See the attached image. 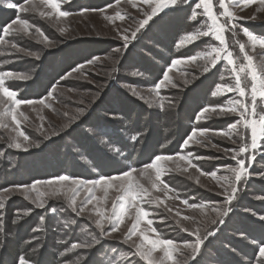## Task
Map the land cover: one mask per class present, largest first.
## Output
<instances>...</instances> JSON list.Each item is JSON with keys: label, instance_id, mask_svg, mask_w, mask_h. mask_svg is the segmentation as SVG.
<instances>
[{"label": "rangeland", "instance_id": "rangeland-1", "mask_svg": "<svg viewBox=\"0 0 264 264\" xmlns=\"http://www.w3.org/2000/svg\"><path fill=\"white\" fill-rule=\"evenodd\" d=\"M71 1L73 0H62L63 11V6ZM105 1L107 0H89V4H93L85 8L88 11H84L85 9L68 11L70 13L68 17L56 18L55 16L41 17L39 15L40 11H50V9L39 5V0H37L38 8L28 13H20L18 9L7 7L10 3L27 6L25 0H0V12L5 14L0 17L2 23L10 25L18 18L29 21L27 34L21 32L19 35H8L9 45L16 43L19 47L37 52L40 56V59L36 60L25 56L23 52H14L8 45L0 44V71H13L30 77L27 81L11 82V88L14 90L19 86H26L24 87L26 97L20 99L37 101L33 105H22L19 109V112H23L27 119L19 115L17 118L21 121L20 130L29 136L30 142L39 144V147H30L28 151L12 147L13 137L16 135L13 131L15 123L10 117H5L0 122V184L3 183L1 179H4L5 176L9 179L0 190L9 189L10 192H14L13 186L15 185H30L34 181L46 182L55 180L61 175L84 180L98 179L100 171L109 172L101 175L105 177L121 175L122 172L111 174L110 171H113L114 167L125 166L127 162L124 156L125 151L128 150L126 147L121 149L114 140L111 141L104 137L101 132V128L107 122L114 121L116 129L127 126L123 115L111 113L116 109L117 102L116 92H112V88H117L123 96L132 99L136 106L150 112V115L145 113L143 119L137 112L133 113V119L135 121L138 119L137 123H141V125L138 124L131 128L127 126L130 131L144 130V135L147 137L146 147H138V149H142L139 156L143 157L142 160L155 149L154 139L151 144H148L150 139L148 138L149 131L147 132L146 128L149 130L155 128L158 124L156 120L165 116V119L171 118L170 122L178 123L174 127L165 128V133L170 135L165 139L161 148L172 149L165 155H187L188 152H191L193 153L192 162L197 164L204 173L217 172V177L213 178L210 175H201V172L195 168H188L187 161L167 162V169H174L178 164L181 170L165 173L164 181L174 189L165 196L163 191L151 188L147 177L139 175V170L143 166L128 167L137 169L138 171L134 175L140 183L149 189L153 197H161L167 208L172 209V211H167L164 205L160 207H156L155 204L143 205L152 213L149 219H152L154 223L148 226L146 222H142L140 228L144 229L146 234L152 238H156L150 230L154 227L160 233L161 238L171 239L177 243L194 239L190 236V232L182 231L180 225L191 231L196 227H201V221L207 223L212 219H217L216 209L221 208L222 210L225 201V197L221 195L220 183L222 181L218 182V180L226 175L225 169L228 166H235L236 163L221 149H230L235 145L223 137L213 136L211 142L218 145L217 148L201 147L194 144L184 148L182 142L179 147L180 151L177 152L179 145H177L176 136L189 135L194 128L226 131L229 124L239 119L236 115L213 117L210 120L199 122L195 119L198 112L206 105H223L231 97L239 98L237 93H227L221 97L211 95L218 84L234 82V77L228 70L230 66L226 65V61L221 60L217 67L209 73H202L192 65L173 68L169 72V76L179 86L162 89L161 95L173 101L175 106L166 107L164 110L159 109L152 102L147 90L162 78L164 71L168 69L173 59L196 54L203 51L209 42H214V38L209 36L182 48L176 47L180 39L197 28H201L203 20L207 18L199 17L196 22L191 21L189 19L191 9L198 0H189L188 4L179 5V11L171 12L157 23L150 22V25L142 29L137 34V38L127 48H124L121 34H130L136 29L139 21L143 19L146 7L142 0H119V2L110 4L111 7H109L110 5L101 7L106 3ZM226 2L236 16L235 22L239 28H248L254 34L264 37V6L259 3V0H255L251 4H245L243 0L239 4H233L232 0H226ZM214 4L215 11H221L218 0H214ZM101 9L104 11H99ZM197 11L202 12V9ZM116 12L124 15L125 19L123 21L107 19L109 16H114ZM11 15H15L16 18H11ZM221 19L223 20V17ZM12 26L13 28L20 27L15 24ZM61 27L66 29L64 33L59 31ZM37 28L49 38L51 47H45L42 42H39L43 40V37L36 31ZM125 29L128 30L127 33H124ZM176 34L180 35L178 41L173 44ZM0 35H3L2 31ZM226 35L230 50L240 57L239 62L246 63L243 60V54L233 43L231 33H226ZM237 38L241 42H245L249 54L258 59L257 54L251 52L247 37L242 32ZM116 49H120V51L117 53ZM258 52L259 48H257ZM96 57L99 60H94ZM90 60L94 62L89 64ZM81 65H83L82 69L78 67ZM74 69L76 71H73ZM222 76L223 80H221ZM185 79L191 82L185 84ZM133 88L144 93L146 99L141 100L134 96L131 91ZM53 89H55L53 96L49 97L48 93ZM27 95L31 97L27 98ZM41 99L45 100L44 105L38 103ZM2 107L0 106V108ZM81 109H83V114H80ZM174 111L177 113L173 120L171 113ZM95 122L104 124H100L99 128L95 129L93 127ZM65 125L68 126L65 127ZM242 130L247 133L250 140V129ZM160 134L158 133L155 137ZM125 135L130 140L133 135L140 136L132 132L129 134L126 131H119L118 142ZM67 138L69 139L67 140ZM20 139L22 140V138ZM95 144V149L100 148L104 154L101 151L100 153L106 158L101 160L100 167H96L92 163L90 151H87ZM69 145H74L78 154L75 160L73 158L75 154H70ZM84 145L87 147H83ZM86 152L91 159L86 157ZM250 154L254 155L255 159L248 162L249 174L238 185L240 191L236 200L230 205L231 211L223 218L224 223L209 224V229L216 234L208 238L201 253L196 256L199 264H258L260 258L256 246L261 243L258 244L253 237H256V233L264 236V223L259 220V217L264 215V199H262L264 198V138H262L258 149H250ZM196 156L203 159L196 160ZM137 157L136 155L135 160ZM59 162L63 163L61 165H64L66 169L59 171L61 173H54L60 165ZM21 167L23 168L21 169ZM82 167L88 169L87 173L92 176L85 178L82 176L83 174L76 172L78 168ZM184 168H188L187 173L182 171ZM68 172H71L73 176ZM152 176L154 178V173ZM188 176H192L193 179H189ZM196 179H199V183L196 182ZM58 183L70 184V182ZM38 187L42 191L45 190L43 185H38ZM94 194L100 199L94 200L93 204H99L105 209H111L113 201H116L120 195L115 189H109L107 199H104V192L99 187ZM85 195L86 189H81L78 203ZM177 197L179 198L177 199ZM184 200H187L188 204L203 205L204 207L191 208L183 203ZM5 204L6 207L0 215V250L4 246L6 247L7 239L13 237L10 229L13 224L18 228L21 227L19 234L21 233L22 239L30 248L28 252L30 254L25 257L30 258L33 264H45L46 262L49 264H74V261L89 251L66 252V247L70 246L71 242L82 238L80 228L84 226L86 216L78 218L79 224L74 230L63 229L62 222L74 215L70 213V210H67L65 201L50 199L44 209H39L23 200L18 194H13L11 198L5 200ZM28 208H32L31 214L27 217L22 216V212ZM88 208H92V205H89ZM177 212L181 215L177 216ZM92 214L94 215V213ZM18 215H20V219H17ZM9 216L11 221L7 226ZM41 216L45 217L43 224L38 223ZM184 216L193 217L194 220H184ZM238 218L240 225L235 224L238 222ZM134 220L135 210L129 209L128 215L120 226V231L114 234L115 238L105 240L95 252H92L88 256L87 264H109L110 258L114 255L127 256L129 254L127 252L128 245L121 241ZM177 220L180 221V225L177 224ZM235 226H238L237 231L232 230ZM34 227H40L43 230L34 233L32 231ZM34 235L39 237V243L33 241ZM133 240L139 242L138 235L134 236ZM262 240L264 241V238ZM112 248L119 249V253H113ZM62 253L64 255H61ZM54 256L56 260L53 259ZM177 258L183 260L186 257ZM47 259H50L51 262ZM189 264L192 262L189 261Z\"/></svg>", "mask_w": 264, "mask_h": 264}, {"label": "snow or ice", "instance_id": "snow-or-ice-1", "mask_svg": "<svg viewBox=\"0 0 264 264\" xmlns=\"http://www.w3.org/2000/svg\"><path fill=\"white\" fill-rule=\"evenodd\" d=\"M119 2V0H117ZM245 4L254 3L255 0H243ZM27 6H21L17 4H8L7 7L17 10L20 13H28L35 11L38 8L37 0H25ZM146 10L143 12V19H141L134 31L130 34H121L123 40V47L127 48L133 40L137 38V34L141 32L146 26L150 25V22L157 23L163 20V18L169 15L171 12L179 11V5L188 4L189 0H142ZM221 11H215L214 0H198L195 6L191 9V15L189 19L196 22L199 17H206L203 20L202 27L197 28L195 31L188 33L182 39H180L176 45L177 48L190 45L204 37H213L214 42H209L203 51L197 52L188 57L175 58L171 61L170 66L164 71L162 78L154 84V86L148 89V95L151 97L153 103L156 106L164 110L174 107L173 101L167 99L161 95V90L165 88H176L179 85L173 81L169 76V72L181 65H192L202 73H209L212 69L216 68L218 63L223 60L226 61V65L229 67L230 74L234 77L232 84L220 83L212 91L213 97H221L227 93H237L238 97L229 98L223 105L221 104H209L204 106L196 115L197 122L202 120H210L213 117H228L236 115L239 117L234 123L228 125V129L225 130H213L208 128H194L192 132L183 141L182 147L188 148L190 144L199 145L201 147H219L211 142L213 136H220L230 141L235 147L230 149H221L235 161V166H228L225 169L226 175L219 178L218 182L222 189L221 195L225 197L224 205L221 208L216 209L217 219H212L205 223L201 221V227H196L193 230H189L187 227L180 225V221L177 220V224L180 225L181 230L184 232H190V236L194 239L177 243L171 239H164L160 237V233L156 228L152 227L150 230L155 234L156 238H152L149 234H146L145 230L140 228L142 222H146L148 226H151L154 221L149 219L152 213L143 205H153L160 207L164 205L167 211L172 209L167 208L164 200L159 197H153L152 193L144 184L136 178L134 173H137V169L129 168L127 171L122 172L119 176L105 177L100 176L94 180H84L79 178H73L68 175H61L55 180L46 182L34 181L29 184H20L13 186L14 192H10L9 189L0 190V215L2 210L5 209V200L11 198V195L18 194L23 200L34 205L35 208L44 209L50 199L62 200L66 202L67 210L74 214L70 219L62 222L61 227L65 230L75 229L79 224L78 218L86 216V221L83 227L80 228L82 238L71 242L70 246L66 247V252L72 253L74 250H89L80 259L74 261V264H87L88 256L92 252L101 246L105 240L114 239V234L120 231V226L124 222L125 217L129 213V209L135 210V220L127 233L124 234V238L121 243L128 245L127 256L114 255L110 258L109 264H199L196 260V256L201 253L202 247L209 237L214 236L216 233L209 229L210 225H216L217 223H224V217L231 211L230 205L236 200L237 194L240 191L238 185L249 174V161H254V155L250 154L251 150H256L260 147L262 138H264V37H260L250 31L248 28H239L236 21V16L233 11L229 9V4L226 0H218ZM233 4L241 3V0H232ZM259 3L264 6V0H259ZM39 5L50 9V11H40L41 17H53L66 18L70 15L69 12L62 10V0H39ZM135 6V5H134ZM111 7V5L109 6ZM198 9H202V12H198ZM84 11H88L85 9ZM103 12L104 10H99ZM223 17V20L221 19ZM107 19L115 21L117 19L123 21L125 16L120 12H116L114 16H109ZM255 19V17H252ZM13 24L19 25V28H13ZM29 28V21L25 19H16L10 25H6L2 29L3 35H0V44L8 45L14 52H23L25 56L40 59L37 52L29 51L27 49L19 47L16 43L9 45L8 35H19L21 32L27 34ZM36 31L43 37L42 42L45 47H51V41L43 34V32L37 28ZM61 33L66 31L65 28H59ZM119 31V29H118ZM127 29L124 33H127ZM231 33L233 43L238 47L239 52L243 54V60L246 63H241L240 57L235 55L230 50L228 44V36L226 33ZM242 32L247 37V43L250 45L251 52L257 54L258 59L254 58V55L249 54L246 50V43L241 42L237 37ZM257 48L259 52L257 53ZM117 53L120 49L115 50ZM94 60H99L98 57ZM94 61H88L89 64ZM80 69L83 65L78 66ZM73 71H76L74 69ZM70 75V74H69ZM30 77L23 73H17L13 71H0V122L5 117H10L15 123L13 131L16 135L13 137L12 147L18 150L28 151L30 147H39V144L30 142V138L24 131L20 130L21 121L17 118L18 115L27 119L23 112H19L22 105H33L37 101L26 100L18 98V90L11 88V82L27 81ZM224 77H221L223 80ZM7 82V83H6ZM188 79L184 80L185 84L190 83ZM52 92L48 93L49 97L53 96ZM132 94L137 96L141 100H145L144 93L131 89ZM39 104L44 105L45 100L38 101ZM80 114H83V109L80 110ZM6 127V125H4ZM68 125H65L67 127ZM242 129H250V140L245 131ZM22 138V140L20 139ZM47 138V137H46ZM133 141L138 139V135L131 137ZM239 140V143L237 141ZM116 151H119L116 149ZM193 153L188 152L187 155L175 154L173 155H155L151 159L150 163L143 165L139 170L141 177H147L151 183V188L156 191H163L165 196L168 192L174 191L171 186L163 179L167 171H180V167L174 169H167V162L187 161L188 168H195L201 172V175H210L213 178L217 177V172L204 173L197 164L192 162ZM196 160L203 159L196 156ZM188 168H184L182 171L187 173ZM154 173V178L152 176ZM189 179H193L192 176H188ZM58 182H70L58 183ZM199 183V179H196ZM38 185H43L45 190H41ZM162 186V187H161ZM100 188L104 192V199H107L108 190L115 189L120 195L116 201H113L111 209H105L99 206V204H93V201H98L100 198L95 196V190ZM81 189H86V195L78 203V197L80 196ZM92 194V195H87ZM179 197H177L178 199ZM264 199V198H262ZM191 208L204 207L203 205L197 206L195 204H188L187 200L183 201ZM92 205V208H88ZM55 211V209H53ZM63 211V209H62ZM32 208H28L22 212V216L27 217L31 214ZM94 213V215L92 214ZM177 216L181 214L176 213ZM20 215L17 219H20ZM184 220L192 221L193 217L184 216ZM259 220L264 223V215L259 217ZM45 217L41 216L38 223L43 224ZM203 228V231H201ZM43 229L40 227H34L33 232L38 233ZM67 234V232H66ZM139 238V242L133 240L134 236ZM33 241L39 243V237L33 236ZM31 243V242H29ZM258 248L259 261L258 264H264V241ZM113 253H119V249L112 248ZM160 253L161 255H154ZM61 255H64L62 253ZM79 255V253H77ZM177 257L184 258L181 260ZM18 264H33L30 258H26L24 255L18 257Z\"/></svg>", "mask_w": 264, "mask_h": 264}, {"label": "trees", "instance_id": "trees-1", "mask_svg": "<svg viewBox=\"0 0 264 264\" xmlns=\"http://www.w3.org/2000/svg\"><path fill=\"white\" fill-rule=\"evenodd\" d=\"M116 1L117 0H107V1H105L106 3L102 4L101 7H105V6L110 5V4H112V3L116 2ZM90 4H93V3H90ZM90 4H89V0H73L71 2H68L67 5H64L63 9H64V11H67V12L68 11H73V10H79V9L81 10V9H85V8L89 7L88 5H90ZM2 15L5 16L4 13L0 12V17ZM10 17L11 18H16L15 15H11ZM5 25H6V23H2L1 20H0V32L5 27ZM179 35L180 34H176V37H175V39L173 41V44H174V42L178 41ZM112 92H116L115 93V95H116L115 97L117 99V102H116V109H114L111 113H118V114L123 115L124 120L126 121V124H127V126L129 128L136 127L138 124L141 125V123H137L138 119H136V121L133 119L134 118L132 116L133 113L137 112V114L139 116H142L141 117L142 119H143V116H145L147 113L150 115L149 110L145 111L144 108H141L140 106H136V103L132 99L123 96L121 94V91L117 90V88H112ZM25 97H26V94L24 95V98ZM29 97H31V96L27 95V98H29ZM129 112H130V115L128 116ZM176 113H177L176 111L171 113V116H173V118H172L173 120L175 119L174 117H175ZM170 119H171L170 117L165 119V116H163V117L158 118L156 120V122L158 124H156L157 126H155V128H150V130L146 128V131L147 132L149 131L148 138L150 139V141H149L148 144H151V142L154 139V141H155L154 148L155 149H154V151L151 154L146 156L144 158V160H142L143 157H139L140 156V152H141L142 149H138V147L139 148L143 147V146L146 147L145 145H146V142H147V137L144 135L145 134L144 130L139 129L138 131H130L127 126H125V128H122V129H120L119 127L116 129V126L114 125V121H112L110 123L107 122L101 128V132L103 133V136L108 138L111 141L114 140L117 143V145H119V147L121 149H124L126 147V149L128 150V151H125V156H124V158L126 159V162H127L125 164V166H123V167H114L112 169L113 171H110V173L114 174V173H121V172L127 171V169H129L128 167H129L130 164H132L134 167H137V168L139 166L141 167V166H143V165H145L147 163H150L151 159H153L155 157V155L166 154V153L170 152L172 149L166 150L167 148H161V146L165 142V139H167L169 137V135H170L169 133H167V134L165 133V128L170 127V126L174 127V125H178V123L176 124L174 122H170ZM97 123L98 122H95L94 125H93V127L95 129H98L100 124L101 125L104 124L103 122L102 123L100 122L98 124ZM135 130H137V129H135ZM119 131H124V132L126 131L129 134L132 132V133L139 134L140 136H138V139L136 141H133V140H130L129 138H127L126 135H125L124 138L121 139L120 142H118V133H119ZM155 132H157V133H155ZM158 133H161V134L158 135L157 137H155V135H157ZM187 136H188L187 134L186 135H177L176 136V138H177L176 142H177V145H179V146L177 147L176 144H174V145H176V147L178 148L176 150L177 152L180 151L179 147H180L181 143L183 142V139L186 138ZM68 139L69 138H67V140ZM75 143H77V142H75ZM83 147H87V145H84ZM68 148H69L70 154H73V153L75 154V156L73 157L74 160H75L76 157L78 156V154H77V152H76V150L74 148V145H69ZM95 148H96V144L93 145L92 148L90 147V149L87 150V151H90V155H91L90 157H92V159L88 156L89 155L88 152H86L85 154H86V157H88L89 159L92 160V163L96 167H98V166L100 167L101 160H104L105 156L103 155L104 153L102 152V150L100 148H97L98 150L95 149ZM100 151L103 154H101ZM49 154H52V152H49ZM136 155L138 157L135 160ZM141 160H142V164H141ZM132 161H133V163H132ZM59 164L60 165L58 166V169H56V171L54 173H57L59 171H63L64 169H66V167L64 165H61L63 163L59 162ZM62 166H64V167H62ZM22 168L23 167H21V169ZM82 168H78V170L76 172L79 173V174H83L82 176H85V178H89L90 176H92L89 173H87L88 169H84V168L82 169ZM59 173H61V172H59ZM64 173H67V171H64ZM69 173H71V172H69ZM92 173H94V172H92ZM104 173L108 174L109 172L106 173L104 171L103 172L100 171L98 175L101 176V175H104ZM10 175H12V174H10ZM74 175H76V174H74ZM7 179H8L7 176H5L4 179H1V181L3 183L0 184V188L4 187L3 185H5L4 183H6ZM10 221H11V219H10V216H9V219H8V222H7V226H8V223ZM235 224L240 225L239 218H238V222H236ZM237 227L238 226H235V228H232V230L233 231H237ZM20 228L16 227V225H13V224L10 226V229H11V232L13 234V237L12 238H8L6 247L4 246V248L2 250H0V264H16L17 261H18V257L19 256H21V255L28 256V254H30V253H28L29 249H30L29 246L25 244V241L22 239V237L20 235L21 233L19 234ZM253 238H255L257 240V243L259 244V243H261L263 241L262 239L264 238V236L259 235V234L256 233V237H253ZM53 259H55V256L53 257ZM47 261L51 262L50 259H47ZM45 264H49V263L46 262Z\"/></svg>", "mask_w": 264, "mask_h": 264}]
</instances>
